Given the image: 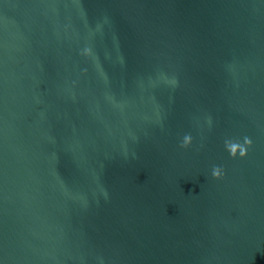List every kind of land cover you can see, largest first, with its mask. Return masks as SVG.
Here are the masks:
<instances>
[{
  "label": "water",
  "instance_id": "obj_1",
  "mask_svg": "<svg viewBox=\"0 0 264 264\" xmlns=\"http://www.w3.org/2000/svg\"><path fill=\"white\" fill-rule=\"evenodd\" d=\"M0 264H264V0H0Z\"/></svg>",
  "mask_w": 264,
  "mask_h": 264
},
{
  "label": "clouds",
  "instance_id": "obj_2",
  "mask_svg": "<svg viewBox=\"0 0 264 264\" xmlns=\"http://www.w3.org/2000/svg\"><path fill=\"white\" fill-rule=\"evenodd\" d=\"M192 142L193 141L191 135L186 134L183 137L181 147L188 148L192 145ZM224 146L233 159H236L237 157L247 158L248 150L253 146V143L251 138L245 136L243 138L242 143L239 140H235V139H225ZM212 176L216 180L222 179L224 177L223 169L220 166H213Z\"/></svg>",
  "mask_w": 264,
  "mask_h": 264
}]
</instances>
